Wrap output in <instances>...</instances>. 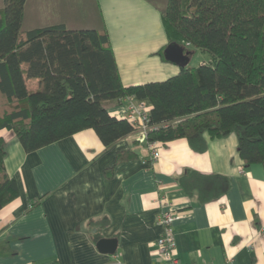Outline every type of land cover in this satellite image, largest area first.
<instances>
[{"label": "crops", "instance_id": "0c3cea01", "mask_svg": "<svg viewBox=\"0 0 264 264\" xmlns=\"http://www.w3.org/2000/svg\"><path fill=\"white\" fill-rule=\"evenodd\" d=\"M164 2L28 0L24 28H105L125 86L161 82L180 72L156 55L168 45ZM27 84L38 88V80ZM106 105L111 116L124 119V102ZM0 135L7 141L8 175L19 189L0 210V264H163L157 218L166 200L182 214L174 230L183 264H264V167L244 163L233 134L205 135L203 152L187 139L151 148L133 133L106 147L93 129L26 152L11 130ZM126 152L136 156L120 160ZM192 172L224 176L230 188L202 202L197 190L182 185ZM102 239L117 240L115 254L98 249Z\"/></svg>", "mask_w": 264, "mask_h": 264}, {"label": "trees", "instance_id": "16d2710c", "mask_svg": "<svg viewBox=\"0 0 264 264\" xmlns=\"http://www.w3.org/2000/svg\"><path fill=\"white\" fill-rule=\"evenodd\" d=\"M27 1L0 4V131L14 132L26 152L87 129L112 146L134 127L111 116L104 103L130 97L152 106L150 143L187 139L203 152L205 135L233 134L244 163L264 167V0H165L160 12L168 45H180L190 58L200 51L209 60L180 67L165 81L133 86L122 82L107 29H26ZM164 50L156 55L171 63ZM29 80H38L36 90ZM132 156L122 153L120 160ZM6 157L0 135V210L19 197ZM106 174L112 177L113 170ZM182 185L207 202L225 194L230 181L192 172Z\"/></svg>", "mask_w": 264, "mask_h": 264}, {"label": "built area", "instance_id": "2783aa9c", "mask_svg": "<svg viewBox=\"0 0 264 264\" xmlns=\"http://www.w3.org/2000/svg\"><path fill=\"white\" fill-rule=\"evenodd\" d=\"M125 103L124 119L129 121L134 127V132L142 142L147 143L151 148H155L156 143H150L147 139L148 132L153 128L151 125L152 106L146 101H139L126 97L121 99ZM166 126V125H164ZM160 153L153 151V159H158ZM167 206L157 218V224L163 229L162 235L157 241V253L163 264H183L176 255V239L174 223L182 217L181 212L169 200L165 201Z\"/></svg>", "mask_w": 264, "mask_h": 264}, {"label": "water", "instance_id": "95a60500", "mask_svg": "<svg viewBox=\"0 0 264 264\" xmlns=\"http://www.w3.org/2000/svg\"><path fill=\"white\" fill-rule=\"evenodd\" d=\"M166 60L177 65L178 67H186L191 58L186 55L185 50L178 44H169L164 50ZM98 249L102 253L115 254L117 251L116 239H102L98 243Z\"/></svg>", "mask_w": 264, "mask_h": 264}, {"label": "rangeland", "instance_id": "374dc122", "mask_svg": "<svg viewBox=\"0 0 264 264\" xmlns=\"http://www.w3.org/2000/svg\"><path fill=\"white\" fill-rule=\"evenodd\" d=\"M79 27L76 28H80V29H84V28H92L93 26L88 25V24H82V25H77ZM209 60V56L207 54H203L200 51H197L195 54L192 55L191 57V61H190V66H199L200 64H202L203 61H207ZM107 102L104 103V107L107 108Z\"/></svg>", "mask_w": 264, "mask_h": 264}]
</instances>
